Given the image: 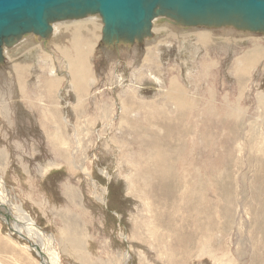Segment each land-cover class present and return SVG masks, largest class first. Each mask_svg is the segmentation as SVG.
Wrapping results in <instances>:
<instances>
[{
  "label": "rangeland",
  "instance_id": "374dc122",
  "mask_svg": "<svg viewBox=\"0 0 264 264\" xmlns=\"http://www.w3.org/2000/svg\"><path fill=\"white\" fill-rule=\"evenodd\" d=\"M160 21L139 45H100L95 15L5 48L0 264H264V34ZM2 217L46 235L42 263Z\"/></svg>",
  "mask_w": 264,
  "mask_h": 264
},
{
  "label": "water",
  "instance_id": "95a60500",
  "mask_svg": "<svg viewBox=\"0 0 264 264\" xmlns=\"http://www.w3.org/2000/svg\"><path fill=\"white\" fill-rule=\"evenodd\" d=\"M95 15L102 22L99 43L107 48L150 40L156 19L185 28L264 34V0H0V66L5 48L19 44L22 37H42L45 46L55 23ZM29 246L42 263L38 248Z\"/></svg>",
  "mask_w": 264,
  "mask_h": 264
},
{
  "label": "bare ground",
  "instance_id": "6f19581e",
  "mask_svg": "<svg viewBox=\"0 0 264 264\" xmlns=\"http://www.w3.org/2000/svg\"><path fill=\"white\" fill-rule=\"evenodd\" d=\"M76 24V23H75ZM83 25H85V24H83ZM89 26V25H88ZM70 27V26H69ZM84 27V26H83ZM93 27V26H92ZM183 27V26H182ZM71 28V27H70ZM73 28V27H72ZM94 29H93V31H95V27H93ZM57 29V28H56ZM74 29V28H73ZM101 29H102V27H101ZM91 29H89L88 31H90ZM71 31V30H70ZM77 31V30H76ZM92 31V30H91ZM92 31V32H93ZM60 34V33H59ZM69 34V33H68ZM72 34V33H71ZM94 34V32L92 33V35ZM51 35V34H50ZM97 35V34H96ZM95 35V36H96ZM49 36V35H48ZM81 36V35H80ZM37 37H39V36H37ZM74 37V36H73ZM77 37V36H76ZM75 37V38H76ZM90 37V36H89ZM40 39H41V41H43L44 40V38H42V37H39ZM95 38H97V37H95ZM47 39V38H46ZM77 39V38H76ZM89 41V40H88ZM88 41H86V42H88ZM62 43V42H61ZM72 43H73V46H74V50L76 51V53L74 52V54H75V56L74 57H70V58H73V62H72V64H73V66H71V69H70V72H71V77H72V79H74L75 80V82H78V80H79V78H80V76L82 75V74H84V73H82V71L84 72V70L85 71H87L88 70V66H87V64H86V54H84V52H83V50L81 49H79V44H82V43H80V41H78V40H76V42H75V39L74 40H72ZM71 43V44H72ZM113 44H116V43H113ZM90 45V44H89ZM112 45V44H111ZM128 45H130V44H128ZM81 47H82V45H81ZM88 47V46H87ZM89 48V47H88ZM72 56V55H71ZM3 57H4V55H3ZM88 57V56H87ZM69 59V58H68ZM68 61V60H67ZM71 61V60H70ZM69 63H71V62H69ZM69 72V71H68ZM81 74V75H80ZM88 74V73H87ZM83 76V75H82ZM71 79V80H72ZM80 81V80H79ZM75 84V83H74ZM79 85V84H78ZM57 86V85H56ZM78 88H79V86H78ZM182 101V100H181ZM5 193V192H4ZM12 205V204H11ZM18 208H20V207H18ZM10 211V214H12V215H14L15 216V213L17 214V209H12V210H9ZM15 212V213H14ZM0 218H1V216H0ZM3 219H4V221H7V224H10L11 225V223L13 224V226H12V228L14 229V230H19V231H24V232H26L25 234L28 236V237H33V240H34V242L36 241V242H38V249H39V252L40 253H42L41 251L42 250H47V248H46V241L45 240H47V237H46V235H44L43 234V232L42 233H40L38 230H36V229H34L33 227H31V226H33V223L31 224V226H26V225H24V226H22L21 225V222L20 221H18V224L19 225H17V224H15V223H13L12 221H10V223H9V219L8 218H5V217H2ZM39 232V233H38ZM32 233H34V234H32ZM36 234H38V235H36ZM42 235H44L43 237H44V239L41 237ZM22 236H23V234H22ZM24 237V236H23ZM30 239H32V238H30ZM44 241H45V243H44ZM36 246H37V244H36ZM45 247V248H44ZM39 253V254H40ZM46 253V252H45ZM128 256H126V258H127ZM47 261V260H46ZM50 262V261H49ZM48 264H51V263H48Z\"/></svg>",
  "mask_w": 264,
  "mask_h": 264
},
{
  "label": "crops",
  "instance_id": "0c3cea01",
  "mask_svg": "<svg viewBox=\"0 0 264 264\" xmlns=\"http://www.w3.org/2000/svg\"><path fill=\"white\" fill-rule=\"evenodd\" d=\"M204 31H207V30H204ZM226 32H233V31H226ZM235 35H240V34H243V35H245L244 33H238V34H236L235 32H233ZM200 37L199 38H202V39H205V38H203V37H206L207 35L206 34H201V35H199ZM229 38H232V37H230L229 35H227ZM234 39H236L237 37H233ZM183 102H184V100H183Z\"/></svg>",
  "mask_w": 264,
  "mask_h": 264
}]
</instances>
